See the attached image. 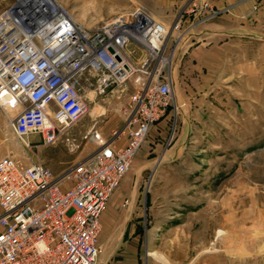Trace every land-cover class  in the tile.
Masks as SVG:
<instances>
[{
  "label": "rangeland",
  "instance_id": "rangeland-1",
  "mask_svg": "<svg viewBox=\"0 0 264 264\" xmlns=\"http://www.w3.org/2000/svg\"><path fill=\"white\" fill-rule=\"evenodd\" d=\"M53 1L87 29L139 9L167 30L171 103L149 126L122 178L126 189L135 191L131 207L139 222L138 254L150 264H207L208 256L220 264H264V31H258L259 37L232 28L229 34L210 36L211 22L199 20L211 21L219 10L195 0ZM7 2L0 0V10ZM175 21L176 33L171 29ZM144 55L137 52L139 59ZM130 92L114 89L94 96L81 119L49 145L30 136L25 147L9 127L15 112L0 109V158L64 174L97 148L96 142L82 139L90 127L102 141L120 131L124 96ZM118 142L123 144L124 137ZM68 185L64 181L62 187ZM219 230L223 234L216 236ZM121 243L99 245L97 264L129 254Z\"/></svg>",
  "mask_w": 264,
  "mask_h": 264
},
{
  "label": "built area",
  "instance_id": "built-area-1",
  "mask_svg": "<svg viewBox=\"0 0 264 264\" xmlns=\"http://www.w3.org/2000/svg\"><path fill=\"white\" fill-rule=\"evenodd\" d=\"M2 1L8 2L0 10V109L15 112L9 127L25 147L30 136L54 143L94 96L132 88L120 131L102 141L90 127L82 139L97 148L64 174L0 158V264H97L100 215L149 126L171 103L167 30L139 9L87 29L53 0ZM178 27L175 21L171 29ZM120 136L125 142L118 146Z\"/></svg>",
  "mask_w": 264,
  "mask_h": 264
},
{
  "label": "crops",
  "instance_id": "crops-1",
  "mask_svg": "<svg viewBox=\"0 0 264 264\" xmlns=\"http://www.w3.org/2000/svg\"><path fill=\"white\" fill-rule=\"evenodd\" d=\"M195 1L197 3L208 2L215 9L219 10L217 12V16L213 20H199L200 22H211L207 26L213 31L208 35H220V32L229 34L232 32L233 28L234 32H239L241 35L242 33H255L256 35L259 34V37H263V34L258 33V31H264V0ZM206 13L207 12H204L203 14ZM183 41L184 40H182V43L176 48L173 56L174 58L176 57L177 51L183 48ZM130 91L131 90L129 87L126 93ZM117 145H122V143L117 141ZM87 156L83 157L82 159L86 158ZM123 181L124 179L121 180L118 188L110 195L106 202L105 209L100 215V234L98 244L100 247H110L112 246L114 240L121 239L123 242L121 243V246L128 249L129 254L127 255L110 257L108 260L109 264H150L147 258L138 254L140 244L138 240L139 234L137 233L136 227L139 225V222H136L137 214L131 207V203L135 198V191L134 189H126L127 185L124 186L125 182ZM124 201H126L125 205L127 206L125 208H123ZM192 261H194V257L192 258ZM226 262L228 261L224 260L223 264H227ZM240 262L243 264V260ZM217 263L220 264L222 262H219L216 257L208 256L207 264Z\"/></svg>",
  "mask_w": 264,
  "mask_h": 264
},
{
  "label": "bare ground",
  "instance_id": "bare-ground-1",
  "mask_svg": "<svg viewBox=\"0 0 264 264\" xmlns=\"http://www.w3.org/2000/svg\"><path fill=\"white\" fill-rule=\"evenodd\" d=\"M222 231H217L216 236L222 235ZM150 255H152L153 257L156 256L154 253H151ZM158 260L165 262L164 258L162 256H158Z\"/></svg>",
  "mask_w": 264,
  "mask_h": 264
}]
</instances>
